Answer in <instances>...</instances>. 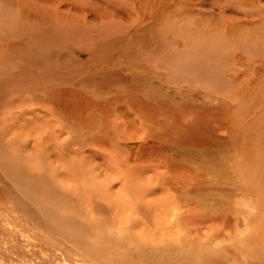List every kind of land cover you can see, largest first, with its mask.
<instances>
[{
	"label": "rangeland",
	"instance_id": "1",
	"mask_svg": "<svg viewBox=\"0 0 264 264\" xmlns=\"http://www.w3.org/2000/svg\"><path fill=\"white\" fill-rule=\"evenodd\" d=\"M260 4L259 8L239 0H0V74L10 81L6 90L0 89V133L8 129L2 135L0 151L22 156L29 174L38 171L34 167L41 164L44 168L53 167L50 175L54 174L56 179H65L59 174L66 171L73 181L88 184L91 203L96 204L98 197L116 200L119 207L111 210L121 215L125 212L133 215L149 199L167 201V209L175 212L183 202L203 199L204 210L215 209L206 225L216 226L212 219H217L218 214L224 216L225 212L236 218L240 211L235 202L240 208L243 204L239 202L240 192H234L233 197L225 194L231 186L218 181L211 185L209 177L204 183L191 185L196 176L183 178V170L179 168H198L202 157H211L231 165V171L237 142H232L228 131L213 134L210 127L225 118L223 108L228 106L237 141L243 117L248 116L252 122L262 118L264 70L255 74L251 63L246 77H254L252 87H242L233 79L244 76L245 71L241 68L243 73L237 71L226 61L237 42L264 46V0ZM167 36L186 39V45L191 43L189 50L184 54L183 50L178 52ZM207 63L210 64L207 69L218 67L217 84L206 79ZM144 68L148 69L150 79L144 77ZM184 81L196 85L194 90L198 92L188 96V90L178 89ZM21 84L33 92L16 93L15 88ZM202 91L206 94L202 95ZM180 92L186 95V103L199 108L196 113L180 109L185 104ZM54 93L58 101L51 96ZM207 94L211 100L203 102L201 96L206 98ZM151 95L172 101L171 111L176 112L172 114L176 119L171 129H157L152 118L145 113L140 116L135 110L138 109L135 100H152ZM55 104L60 109L54 111ZM154 106L161 112V104ZM206 106L211 108L210 112L202 110ZM189 108L193 109L191 105ZM182 120L191 124L189 132L178 130L176 123ZM177 130L182 135L172 134ZM208 142L216 145H205ZM238 144L248 146L246 138ZM197 176L202 175L197 172ZM10 181L13 182L5 176L0 164V264L159 263V258L153 255L144 259L134 257L131 261L124 258L95 261L89 257L84 260L83 248H75L80 250L79 255L73 250L55 251L43 239L44 234L36 230L34 216L20 213L27 208L25 197L17 189L18 193L15 192ZM72 184L67 186L71 188ZM191 186H195L196 192ZM63 187L66 189V184ZM140 192L144 193L143 198L139 197ZM208 199L215 204L206 205ZM245 201L250 204L249 199ZM220 216L218 220L222 221ZM99 217L102 218L101 214H92L90 221L96 220L97 225ZM240 230L235 227L231 233L232 228L216 229L221 232L215 243L221 253L217 256L230 263L239 260L238 246L247 239L239 234ZM154 254L165 256L163 252ZM202 256L192 259L197 261ZM195 261L190 259L186 264H198ZM166 263L171 262L163 264Z\"/></svg>",
	"mask_w": 264,
	"mask_h": 264
},
{
	"label": "bare ground",
	"instance_id": "2",
	"mask_svg": "<svg viewBox=\"0 0 264 264\" xmlns=\"http://www.w3.org/2000/svg\"><path fill=\"white\" fill-rule=\"evenodd\" d=\"M239 1H242L244 5L247 4L252 7L257 6L260 8L261 6L260 0H239ZM81 11L83 10L81 9ZM245 16L247 18L251 17L248 14H246ZM233 31L235 32V30ZM181 38L178 37L174 38L172 36H167V41L171 42L172 40L173 43H175L176 46L175 48L178 49L176 50L178 52L183 50V54H184L189 50V46H191V43L189 44L187 43L186 45L185 43L186 39H181ZM211 41L212 39H210V43ZM242 43L243 44H238L237 42L236 43L237 45L236 46L234 45L235 47L234 51L229 58H226V61L231 63L233 67L237 69V71H241L240 68L243 71H245L244 73L245 77L241 76L239 79L236 80L233 79L235 83L241 85L242 87L243 86L252 87L251 81L254 80V77L247 78L246 73L250 71L248 69L250 68L249 66H251V63L252 66H255L254 68L255 74L260 75L263 72L264 46L257 47L258 44L252 45L251 43L250 44H247L246 42H242ZM253 48H255V50ZM150 51L154 52L152 50ZM212 53L214 52L212 51ZM209 62H213V60L210 59ZM208 65L210 64L207 63L204 65L206 69ZM147 71L148 69L144 68L143 75H146L144 76L145 78L150 79V75ZM201 72L203 74L204 70L201 69ZM205 74H206V79L210 83L217 84V79L220 74L218 72L217 66L214 68L207 69ZM193 75H194V71H193ZM3 76L4 74H0V89H5V87H8L10 83L9 79ZM18 77L15 76V78ZM161 78H163V75H161ZM21 85L15 88L14 91L16 93L19 92L20 94H22L24 90L26 91V93L28 91L29 92L31 91V89H27L23 87L25 85L22 86ZM195 86L196 85L192 84L189 81H184L183 85L180 88L178 87V89H180L181 91H183L184 89L188 90V92L186 93L188 96L191 94L195 95V92H198L197 89L194 90ZM53 92H56L55 89L53 90ZM50 93L51 92L48 91V94ZM179 94L181 95L180 97L181 102L183 104L185 103L184 107L180 109H185L193 113H196V109L199 108H197L195 105L191 103L190 104L186 103V99H187L185 97L186 95H183L181 92ZM201 94L204 95L206 93L203 92ZM56 95L57 94L55 93L51 94V96L57 98ZM29 96L31 97L32 95ZM150 97L152 98L153 102H151L152 100L145 99L143 101L141 99L139 100L142 103L140 106L138 105L140 104V102L138 100L137 101L135 100L134 102L135 106H138V109L136 108L135 110L139 111L140 116L141 114L145 113L146 115L149 116V118H152L154 122L153 124L157 129H162V128H165V130L171 129L172 123L174 122V119H176V117L172 115V114H176V112L171 111V107L173 106L172 101L169 98H167L168 100L166 99V101H164L157 99L152 95ZM58 99L59 98H57V101ZM201 99H203L202 100L203 102L205 100L210 101L211 97H208L207 94L206 98L201 96ZM31 100H35V96L31 98L30 101ZM155 100L156 102H154ZM52 102L54 104V101ZM154 104L162 105L161 112L157 110V107L154 106ZM190 105L193 107V109L189 108ZM54 107H55L54 111H56V108L60 109V105L58 107V104H55ZM203 108L202 110H205L207 112L211 111V108L208 106ZM223 110H224L223 113L225 115L223 114L222 118L223 117L225 118L223 120H219L217 124L213 123L216 125H212L210 128L214 132L213 134H216L217 131H223V130L228 131L232 135L233 138L232 142L233 141L237 142L235 145L236 146L235 154H232L233 156L231 157L232 159L235 156L234 158L235 163L233 164V169L229 171V166L231 165H228L225 161L219 162L211 157L209 158L202 157V155L201 157L203 162H200L198 168L196 167L194 169L190 167L189 170H186L185 167L179 168L180 170H183L182 171V173L184 174L183 178L186 177L185 175L190 177L196 176L191 179L192 180L191 185H193V183L195 184L196 182H199L200 184L204 183V181H206L207 178L209 177L210 183L212 182L211 185H213V183L218 181L224 183L226 186L227 185L231 186V189H227L225 194H229L230 196L233 197L234 192H240L239 202L243 204L241 206L242 208H240L239 207L240 204L235 202V205L238 206V211H240L238 212L237 217L235 218L234 216H230L228 212L222 214L224 216H220L218 214V216H216L217 219L216 218L212 219V223L215 224L217 227L214 225H212L211 227L206 225L207 221L215 214V209L211 207L212 208L211 210H204L202 207H204L203 204L206 202V200L204 202L203 199H201V201L199 199H196L198 202H183L182 203L183 206L177 205L175 212V211H170L169 208L167 209L166 207L167 201H163L162 199H160V201L157 200L156 202H151L153 200L148 198L149 203L145 204V206H143L144 208L141 207L140 210L142 211L136 210V212L133 215H129L128 213L126 214V212L124 211L125 214L121 215L116 210L112 211L114 208L118 209L119 207V204L116 200L113 199L110 200V199L98 197L96 203L97 205L94 202L91 203V198H89L88 196L89 193L88 184L85 182H78V180L73 181V179H70L68 175L65 173L66 171L62 172V174H59L62 176V178L64 177L65 179H61V180L56 179L54 178L55 177L54 174L50 175V171H52L51 168L53 167L48 166L44 168L41 164V166L39 167H34L38 171L29 174L26 171V166L24 167V165H27L25 164L27 161L24 162L21 159L22 156L19 157L18 153L8 152V150L0 151L1 169L4 172L5 176L13 181L10 182L15 187L14 189L15 192L18 193L17 192L18 190L20 194L24 195L25 200L27 201L26 204V201L23 200L27 208H25V210L21 211L20 213L23 214L25 213V215L27 216L30 215L31 217L32 215L34 216L33 221L36 223L35 225L37 228L36 230L44 234L46 238L43 239L49 243L52 249H56L55 251L67 250L68 252H70L71 250H73L75 254L79 255L78 252L80 250H75L76 247H79L81 249L83 248L86 250L84 251L83 258L89 257L95 261H97L98 259L107 260V258L109 261H111L114 258H118V259L124 258L127 261H131L132 258L134 257H137L138 259H144V257L153 255L159 258L158 264H163L165 261H170L171 262L170 264H186L188 261H190V259L192 261H195L194 259H198L199 255L202 256L203 254L204 257L202 256L203 258L195 262H197L198 264H208L213 262L215 264H237L238 262L240 264H264V113L262 115L261 120L258 119L260 120L259 122H257V120H254L255 122L249 121L248 116L243 117L240 120V122H243L244 125L240 126L241 129L237 131L239 137L236 138L237 139L236 141L234 140L235 126H232V122L234 119L233 116L230 114L231 110L228 106L223 108ZM108 113L110 114L111 110ZM24 117L26 118L25 113H24ZM176 124L178 130L180 129L182 131L183 129H185L187 132L188 129H191L190 126L191 124L189 122H185L182 120L180 123L177 122ZM6 129H4V131ZM178 130L176 132L173 131L172 134H175V136H177L178 134L177 132H179ZM4 131L0 133L1 135L0 142L2 140V135L4 137V134H7L4 133ZM6 131H8V129ZM179 135L182 134H180L179 132ZM245 138H246V142L248 143V146L246 148H244L242 144L240 145L238 144V143H242ZM193 141H195L196 144L198 143L199 146H201L200 143L197 142L195 139ZM205 145L207 146L211 145V147H213L216 144L212 142H208ZM65 148L67 149V147ZM15 151H16V146H15ZM65 157L67 156L65 155ZM55 158L57 159L56 155ZM198 158L200 157L198 156ZM227 159H230V157L227 156ZM163 162L164 160H161L160 164L164 166L165 162L164 163ZM29 168H32V166L29 165ZM197 172L200 173L202 176L198 177ZM57 175L58 174H56V176ZM69 175L72 176L71 174ZM43 177H47L48 180L44 182L42 180ZM179 179H182V177H180ZM64 184H66V189L63 187ZM67 184L69 185L72 184V187L71 188L68 187ZM194 187L195 186H191V188L196 192ZM149 192L152 191L149 190ZM142 194L144 193L140 192L139 197L143 198ZM246 199H249L250 204H248L245 201ZM144 201L146 202L145 199H142V202ZM103 203L105 204L103 205ZM213 204H215V201L208 199L206 205L212 206ZM137 206L136 208H138ZM251 208L253 212L251 211ZM127 209L128 208H126V211H128ZM233 209L235 208L233 207ZM179 210H183V211L179 212ZM92 214L95 215L101 214L102 218L99 217L101 221L97 225L95 224L96 220L94 222L90 221V217ZM219 216L221 217L220 219H222V221L218 220ZM92 225H96L95 227H97V229H93L95 227H92ZM235 227L241 229L239 234L247 236V239L244 245L238 246L237 253L239 260L230 263L229 260L225 258H221V256H217V255H221V253L218 249H216L215 243L217 239L221 238V236L219 235L221 232L216 231V229L232 228L231 231L232 233ZM48 238H55L56 241L51 242L52 240L50 239L48 240ZM172 246L173 248L176 247L178 248L173 249ZM115 249L118 250L117 253H113ZM159 252H163L165 256L160 258L157 254H154Z\"/></svg>",
	"mask_w": 264,
	"mask_h": 264
}]
</instances>
